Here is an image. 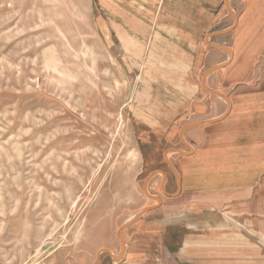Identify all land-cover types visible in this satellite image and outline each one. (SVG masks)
Listing matches in <instances>:
<instances>
[{
    "label": "rangeland",
    "instance_id": "1",
    "mask_svg": "<svg viewBox=\"0 0 264 264\" xmlns=\"http://www.w3.org/2000/svg\"><path fill=\"white\" fill-rule=\"evenodd\" d=\"M0 264H264V0H0Z\"/></svg>",
    "mask_w": 264,
    "mask_h": 264
},
{
    "label": "water",
    "instance_id": "2",
    "mask_svg": "<svg viewBox=\"0 0 264 264\" xmlns=\"http://www.w3.org/2000/svg\"><path fill=\"white\" fill-rule=\"evenodd\" d=\"M219 68V66L218 67H213V68H211V69H209L207 72H205L203 75H206V74H208V73H210V72H213L214 70H216V69H218ZM214 93V92H213ZM214 94H217V93H214ZM199 124H194V125H190V126H187V127H185L184 129H183V131H186V130H188V129H190V128H193L194 126H198Z\"/></svg>",
    "mask_w": 264,
    "mask_h": 264
},
{
    "label": "crops",
    "instance_id": "3",
    "mask_svg": "<svg viewBox=\"0 0 264 264\" xmlns=\"http://www.w3.org/2000/svg\"><path fill=\"white\" fill-rule=\"evenodd\" d=\"M229 49H224V51L227 53V55L229 56V54H230V50L228 51ZM223 67H219L218 69H222ZM218 69H216V70H218ZM216 70H214V71H216ZM220 95V94H219ZM221 96V95H220ZM221 97H223V96H221ZM224 98V97H223ZM195 127V126H194ZM189 130V129H188ZM187 130V131H188Z\"/></svg>",
    "mask_w": 264,
    "mask_h": 264
},
{
    "label": "bare ground",
    "instance_id": "4",
    "mask_svg": "<svg viewBox=\"0 0 264 264\" xmlns=\"http://www.w3.org/2000/svg\"><path fill=\"white\" fill-rule=\"evenodd\" d=\"M229 51V50H228Z\"/></svg>",
    "mask_w": 264,
    "mask_h": 264
}]
</instances>
